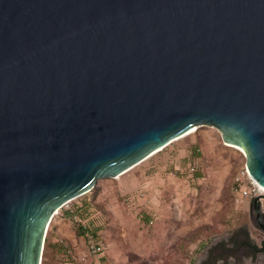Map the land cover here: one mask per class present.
<instances>
[{
    "label": "water",
    "instance_id": "water-1",
    "mask_svg": "<svg viewBox=\"0 0 264 264\" xmlns=\"http://www.w3.org/2000/svg\"><path fill=\"white\" fill-rule=\"evenodd\" d=\"M201 125L264 186V0H0V264H42L62 206Z\"/></svg>",
    "mask_w": 264,
    "mask_h": 264
},
{
    "label": "rangeland",
    "instance_id": "rangeland-1",
    "mask_svg": "<svg viewBox=\"0 0 264 264\" xmlns=\"http://www.w3.org/2000/svg\"><path fill=\"white\" fill-rule=\"evenodd\" d=\"M245 165L241 147L201 125L125 173L99 178L54 216L49 237L72 242L81 264H97L88 230L103 237V264H196L221 254L214 264H259L264 231L251 217L253 198H239Z\"/></svg>",
    "mask_w": 264,
    "mask_h": 264
},
{
    "label": "built area",
    "instance_id": "built-area-1",
    "mask_svg": "<svg viewBox=\"0 0 264 264\" xmlns=\"http://www.w3.org/2000/svg\"><path fill=\"white\" fill-rule=\"evenodd\" d=\"M238 179H240L241 182H243L245 180L249 181V183L242 184V186L240 187L239 198H246L248 200H251L256 195L264 193L263 186H261V184H259L251 176V174H250V172L248 170V167L246 165L240 171ZM68 203H66V204H68ZM64 206H62L61 208H63ZM61 208L57 211V213L61 210ZM84 237H85V241L87 242V246L95 254H100V253L103 252L104 245H105L103 237L101 238L100 235H96L95 236L89 230L85 232ZM58 240L63 246V249H64L63 256L66 258L65 260L67 262H69V264H81V260L78 259L77 256H76L74 244L72 242H70L68 239L61 238V237ZM247 259H249V258H247ZM247 259H246V262H247ZM220 261H222V260H220Z\"/></svg>",
    "mask_w": 264,
    "mask_h": 264
},
{
    "label": "crops",
    "instance_id": "crops-1",
    "mask_svg": "<svg viewBox=\"0 0 264 264\" xmlns=\"http://www.w3.org/2000/svg\"><path fill=\"white\" fill-rule=\"evenodd\" d=\"M54 233H52L51 241L57 240V238L54 237ZM56 233L58 234V232H56ZM53 250L54 249L52 247H50L48 250L46 249L44 251V257H43L42 264H69V262H67L65 260L66 258L63 256V253L57 254V253L53 252ZM80 251H81V249H80ZM101 258H102L101 253L97 254V264H103L100 260Z\"/></svg>",
    "mask_w": 264,
    "mask_h": 264
},
{
    "label": "trees",
    "instance_id": "trees-1",
    "mask_svg": "<svg viewBox=\"0 0 264 264\" xmlns=\"http://www.w3.org/2000/svg\"><path fill=\"white\" fill-rule=\"evenodd\" d=\"M194 151L197 153V154H199V151H198V147H194ZM79 208L80 209H83L84 208V204H82L81 203V205L79 206ZM51 236H52V234L50 235V237H49V234H48V237H47V239H46V246H45V250L47 249H49L50 247H52L54 250H53V252H55V253H57V254H59V253H63L64 252V249H62L61 250V248H60V243H58L59 241H58V239L57 240H55V241H51ZM63 247V246H62ZM222 255V254H221ZM221 255L220 256H218V257H215V259H211V260H207V261H203L201 264H214L216 261H217V259H219V257H221Z\"/></svg>",
    "mask_w": 264,
    "mask_h": 264
},
{
    "label": "bare ground",
    "instance_id": "bare-ground-1",
    "mask_svg": "<svg viewBox=\"0 0 264 264\" xmlns=\"http://www.w3.org/2000/svg\"><path fill=\"white\" fill-rule=\"evenodd\" d=\"M197 127H194V128H192L189 132H191V131H193V130H195ZM189 132H187V133H189ZM186 133V134H187ZM230 145H232V144H230ZM232 146H236V145H232ZM243 149V148H242ZM244 150V149H243ZM262 186V185H261ZM263 188H264V186H263ZM51 225V224H50ZM263 257H264V255H262L261 256V260L259 261V264H264V259H263ZM253 261V260H252ZM258 262V261H257ZM256 263V262H255Z\"/></svg>",
    "mask_w": 264,
    "mask_h": 264
},
{
    "label": "flooded vegetation",
    "instance_id": "flooded-vegetation-1",
    "mask_svg": "<svg viewBox=\"0 0 264 264\" xmlns=\"http://www.w3.org/2000/svg\"><path fill=\"white\" fill-rule=\"evenodd\" d=\"M263 243H264V240H263ZM243 244H244L245 246H252L253 248H255V247L250 243V241L244 240L243 243H242V245H243ZM260 250H264V248L261 247ZM262 255H263V254H262ZM262 255H261V256H262ZM261 256H260V257H261Z\"/></svg>",
    "mask_w": 264,
    "mask_h": 264
}]
</instances>
